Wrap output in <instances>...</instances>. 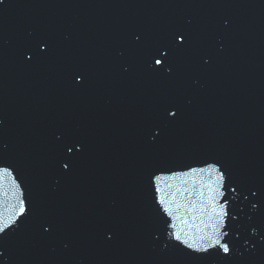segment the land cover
Returning <instances> with one entry per match:
<instances>
[{
  "label": "water",
  "instance_id": "1",
  "mask_svg": "<svg viewBox=\"0 0 264 264\" xmlns=\"http://www.w3.org/2000/svg\"><path fill=\"white\" fill-rule=\"evenodd\" d=\"M2 168L3 264H264V0H3Z\"/></svg>",
  "mask_w": 264,
  "mask_h": 264
},
{
  "label": "snow or ice",
  "instance_id": "2",
  "mask_svg": "<svg viewBox=\"0 0 264 264\" xmlns=\"http://www.w3.org/2000/svg\"><path fill=\"white\" fill-rule=\"evenodd\" d=\"M0 3H3V0H0ZM179 35V39L181 41L185 40V37L183 34H178ZM30 58V57H29ZM155 64H162V59H155L154 60ZM171 115H175V113H171ZM73 145H67L66 146V150L68 152H72L73 151ZM64 168H68L69 165L67 163H65L63 165ZM212 166L209 165V168H211ZM8 169L7 168H2L0 169V172H7ZM192 171H197V169H193ZM199 171H204V169H199ZM159 179V178H157ZM26 213V208L24 206L23 201H21V205H20V209H19V214H25ZM222 215L226 216L227 212L225 209H223L222 206ZM7 227V225L4 224H0V232H3L4 229ZM227 233H223L222 235L218 234L216 238H209V243L204 245L203 247L199 244H187V241H185L184 243L187 244L188 247L192 248L194 251L196 252H207L209 250L210 247H218L220 250L223 251L224 254H230V252L232 251V249L229 247V243L230 242H224L222 236H226ZM177 239H180L179 235L176 236ZM3 257H4V253L2 251H0V264H3Z\"/></svg>",
  "mask_w": 264,
  "mask_h": 264
}]
</instances>
